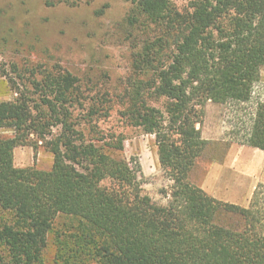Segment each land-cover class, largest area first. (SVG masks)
<instances>
[{
	"label": "trees",
	"instance_id": "1",
	"mask_svg": "<svg viewBox=\"0 0 264 264\" xmlns=\"http://www.w3.org/2000/svg\"><path fill=\"white\" fill-rule=\"evenodd\" d=\"M126 1L129 24L153 33L139 43L133 67L150 79L128 92L127 114L156 136L172 200L160 206L142 195L122 139L86 138L74 115L87 101L77 78L43 72L17 89V100L0 103V132H14L0 136V264H44L52 234L62 264H264L262 185L242 207L190 180L210 144L202 136L209 104L233 108L234 143L264 152V101L254 98L264 69V0H194L184 10L174 0ZM143 88L162 109L147 103ZM100 101L92 100L89 117ZM27 146L48 149L52 169L17 168L15 150Z\"/></svg>",
	"mask_w": 264,
	"mask_h": 264
},
{
	"label": "rangeland",
	"instance_id": "2",
	"mask_svg": "<svg viewBox=\"0 0 264 264\" xmlns=\"http://www.w3.org/2000/svg\"><path fill=\"white\" fill-rule=\"evenodd\" d=\"M193 1L174 0L173 6L184 10ZM72 3V0H0V103L17 100V89L29 88L35 79H41L39 74L43 72H69L77 78L87 100L85 109H77L74 114L86 138L101 140L100 144L122 139L123 156L137 173L142 195L167 206L172 200L174 180L161 167L156 136L133 126L127 114L131 93L150 79V75H142L133 67L139 43L153 33L145 29L146 23L129 24L132 5L126 0ZM33 72L38 77L34 78ZM128 92L131 95L127 96ZM152 92L143 88L142 96L149 105L162 109L163 101H156ZM98 97L101 101L95 105L97 113L89 117L87 111ZM254 98L264 101V69ZM235 131L233 108L207 106L202 132L212 141L190 175L193 184L201 187L213 162L224 163L230 145L236 144L231 140ZM13 134L12 130L0 132L1 137ZM31 139L35 141L34 136ZM14 163L17 168L50 171L54 155L43 146L37 152L31 146L19 147L14 153ZM254 192L251 190L250 199L240 206L248 207ZM57 240L56 235H50L43 253L44 264H62Z\"/></svg>",
	"mask_w": 264,
	"mask_h": 264
},
{
	"label": "crops",
	"instance_id": "3",
	"mask_svg": "<svg viewBox=\"0 0 264 264\" xmlns=\"http://www.w3.org/2000/svg\"><path fill=\"white\" fill-rule=\"evenodd\" d=\"M202 136L212 141L205 132ZM257 185H264V152L232 143L224 163L213 162L200 186L215 199L240 206Z\"/></svg>",
	"mask_w": 264,
	"mask_h": 264
}]
</instances>
